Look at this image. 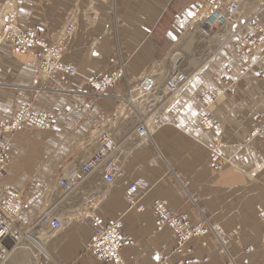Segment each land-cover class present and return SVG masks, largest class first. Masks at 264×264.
I'll return each mask as SVG.
<instances>
[{"label":"crops","instance_id":"obj_1","mask_svg":"<svg viewBox=\"0 0 264 264\" xmlns=\"http://www.w3.org/2000/svg\"><path fill=\"white\" fill-rule=\"evenodd\" d=\"M10 4L18 26L41 29L47 43L67 22L75 24L60 56L76 74L58 88L57 73L52 79L36 74L37 53H15L7 41L0 45V127L20 106L51 118L48 129L23 124L6 151L0 205L8 193L20 195L15 230L23 236L5 264H111L85 249L99 229L94 218L104 225L120 220L124 264H264V221L258 216L264 209V136L257 135L264 127V81L256 77L264 64L250 55L253 66L235 83V94L221 95L207 108L212 127H202L196 118L204 105L200 94L216 91L218 75L238 77L241 55L235 47L254 32L249 18L264 26V0H249L234 22L209 36L198 32L206 15L203 0ZM121 69L102 96L94 97L88 78ZM174 70L187 76L176 92L158 91L143 105L124 109L119 98L127 84L149 75L160 90ZM115 111L119 115L112 118ZM141 119L146 137L136 132ZM102 130L119 147L120 172L106 183L96 169L64 192L60 175L78 169L97 149ZM210 146L222 162L219 170L209 164ZM132 182L145 188L128 194ZM130 200L136 203L131 206ZM155 201L191 223L204 215L210 231L178 247L169 227L156 226ZM47 211L60 220L59 229L38 222ZM3 243L12 247L9 238Z\"/></svg>","mask_w":264,"mask_h":264},{"label":"built area","instance_id":"obj_2","mask_svg":"<svg viewBox=\"0 0 264 264\" xmlns=\"http://www.w3.org/2000/svg\"><path fill=\"white\" fill-rule=\"evenodd\" d=\"M249 0H203L206 15L204 16V33L212 35L218 30L224 29L228 24L234 22L240 13L242 6ZM247 24L254 30L253 33L246 34L241 42L235 47V52L241 55V68L239 75L234 80H229L224 74L216 77L218 88L213 93H201L200 99L204 107L215 105L221 95L226 93L234 95L236 88L235 83L245 74H249L250 55H255L257 61L264 64V26L260 24L256 17L248 19ZM76 26L69 21L59 31L53 42L45 43V54L42 56L43 74L46 78L52 79L53 74H58L59 83H64L76 74V68L69 63L61 60L60 52L64 48L66 42L74 35ZM30 43L37 42L38 36L32 35ZM40 64V67H41ZM122 75V71L118 73L92 75L88 78V83L93 88V96H102L104 91L110 87L114 80ZM258 79L264 81V66L260 68L256 74ZM187 81V76L177 70L169 73L161 86L157 89L154 78L144 75L136 84H127L125 95L120 97L124 109H134L136 103L144 104L154 93L160 91L164 95L173 94L179 87ZM61 90L64 88L61 87ZM10 123L2 124L0 127V175L4 170L7 159L6 151L10 145L13 133L23 124H27L33 128L48 129L51 126V118L44 111L32 112L28 106L17 107ZM119 113L116 111L111 114L112 118H117ZM197 119L204 128L212 127L214 121L205 110L199 111ZM6 130V131H5ZM2 131L6 136H2ZM139 137H146V124L141 119L136 128ZM257 135L264 136V127H259ZM216 143H218L216 141ZM211 148V147H210ZM210 162L214 168H219L221 161L219 155L210 149ZM99 169L102 179L106 183H112L115 176L121 170L120 150L117 143L107 131H100L98 135L97 149L91 153L78 169H67L59 177L58 183L64 192L72 191L83 178L92 171ZM139 188L144 189L145 186L138 182H132L128 186V194ZM20 195L18 193H8L4 203L0 205V264H5L14 247L21 242L22 234L15 230V216L20 208ZM130 205H134L136 201L130 200ZM153 214L155 216V224L158 228L170 227L175 234L178 246L185 241L207 232L210 227L205 217L195 224H189L184 214H176L167 210L163 201H155L153 203ZM258 216L264 220V210L258 211ZM38 222L48 226L52 230L59 229L61 222L57 217L52 216L48 211L43 212L38 218ZM93 224L99 229L86 242L85 249L97 260H107L111 264H124L121 250L125 244L124 236L120 230V220H111L105 225L101 219L94 218ZM4 238L12 241V247H7L3 243ZM158 252H154L152 258H157Z\"/></svg>","mask_w":264,"mask_h":264},{"label":"rangeland","instance_id":"obj_3","mask_svg":"<svg viewBox=\"0 0 264 264\" xmlns=\"http://www.w3.org/2000/svg\"><path fill=\"white\" fill-rule=\"evenodd\" d=\"M10 1L11 0H8L6 2L4 1L6 4H4L5 5L4 8L0 9V45L3 42L7 41V42H9V44L11 45L12 50L15 53L28 54V55L31 52L32 53H37L36 74L37 75H40L41 77H43L44 76V74H43V64H41V63H42V56L45 54V47H44L45 45L44 44L46 43L43 40L44 39V36L42 35L43 33H42L41 29L38 30V31H36V32H28V31H26L24 29H21L18 26L17 22H16V11L14 9H11ZM202 22L201 23H197V26H198V32L203 34L204 33V31H203L204 30V25H203ZM201 29H202V31H201ZM58 34H59V31H57L56 36H55V39H56V37H57ZM32 35L38 36V39L39 40L37 42L30 43L29 42L30 41V38L29 37H31ZM204 35H206V34L204 33ZM40 64H41V67H40ZM28 107L31 110V107L30 106H28ZM207 108L204 107V105H203V107H202L201 110H205L206 111ZM14 113H15V111L12 113V115L8 119V121L3 122L2 124H8V123H10L11 120H12V118H13ZM197 114H196V118H197ZM198 122H199V120H198ZM214 145H216V144H214ZM210 149L213 150V146ZM209 162H210V159H209ZM209 164L211 166V163H209ZM221 165H222V162H221ZM221 165H220L219 168H214V167L213 168L216 169V170H219L221 168ZM259 210H264V209H259ZM176 214H183V213L177 212ZM185 217H186V215H185ZM203 217H205V216L204 215H200V218L195 223L201 221L203 219ZM259 218L262 220L261 217H259ZM262 221H264V220H262ZM188 223L189 224H195V223H191L189 221H188ZM209 225H210V223H209ZM210 228H211V226L208 228L207 232L210 231ZM206 233H204V234H206ZM196 238H197V236H196ZM230 263L233 264L232 262H230Z\"/></svg>","mask_w":264,"mask_h":264},{"label":"bare ground","instance_id":"obj_4","mask_svg":"<svg viewBox=\"0 0 264 264\" xmlns=\"http://www.w3.org/2000/svg\"><path fill=\"white\" fill-rule=\"evenodd\" d=\"M121 71H122V69H121ZM170 229H171V228H170ZM171 230H172V229H171ZM172 231H173V230H172ZM173 232H174V231H173ZM202 235H203V234H202ZM199 236H201V235H198L197 237H199ZM193 238H196V237H193ZM193 238H192V239H193ZM188 240H190V239H188ZM188 240H187V241H188ZM185 242H186V241H185ZM185 242H184V243H185ZM176 243H177V239H176ZM184 243H183V244H184ZM183 244H182V245H183ZM182 245H181V246H182ZM177 246H178V243H177ZM181 246H178V247H181Z\"/></svg>","mask_w":264,"mask_h":264}]
</instances>
